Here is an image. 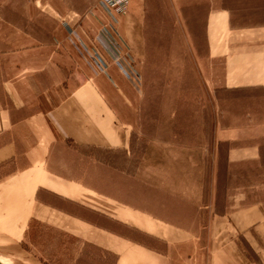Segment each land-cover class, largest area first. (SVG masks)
<instances>
[{"label": "rangeland", "instance_id": "obj_1", "mask_svg": "<svg viewBox=\"0 0 264 264\" xmlns=\"http://www.w3.org/2000/svg\"><path fill=\"white\" fill-rule=\"evenodd\" d=\"M132 2L114 26L100 0H0V113L8 99L3 61L36 50L95 74L117 67L133 97L124 113L135 122L122 147L55 141L51 167L60 178L49 182L77 194L28 195L21 240L7 241L0 228V258L12 264H222L212 261L213 252L227 253L221 249L234 237L242 256L264 264L261 246L251 247L236 228L220 226L216 234L209 228L244 199L264 200L258 192L264 144L262 163L239 157L244 145L264 143V91L223 86L222 58L208 49L207 0ZM225 132L232 140H222ZM4 134L9 138L0 131V141ZM14 166L0 164V176ZM248 187L256 195L243 190ZM263 230L253 228V237L262 241Z\"/></svg>", "mask_w": 264, "mask_h": 264}, {"label": "crops", "instance_id": "obj_2", "mask_svg": "<svg viewBox=\"0 0 264 264\" xmlns=\"http://www.w3.org/2000/svg\"><path fill=\"white\" fill-rule=\"evenodd\" d=\"M207 1L210 4L206 15L208 49L212 56L222 58L223 86L263 92L264 0ZM129 6L132 10V0ZM120 18L125 20L123 16ZM22 53H19L20 59L3 61L6 72L3 92L5 98L8 94V99L4 100L0 113V131L9 133V138L4 134L5 138L0 141V164L10 160L15 164L0 176V228L5 229V233L1 232L4 239L9 238L13 243L21 240L30 217L24 213L28 195L46 191L64 196L77 194L68 188L56 189L49 182L60 178L55 167H51L55 141L69 139L78 146L104 149L122 147L135 123L124 113V108L132 106L133 97L127 93V80L117 67L95 74L73 67V63L59 55L41 58L35 50L25 52L22 58ZM222 140H232V136L225 132ZM263 144L260 141L244 145L239 157L258 158L262 163ZM236 153V150L230 151L231 161L238 158L233 157ZM259 186V197H264V186L261 183ZM248 188L243 190L256 195ZM243 195L248 197L247 193ZM242 205L215 217L209 228L215 234L220 226L236 228L237 234H245L251 247L261 246L264 260V239L258 241L252 231L264 229V200L245 204L244 199ZM240 246L233 237L221 249V253L225 249L227 253L219 255L217 244L212 261L253 264L242 256Z\"/></svg>", "mask_w": 264, "mask_h": 264}, {"label": "built area", "instance_id": "obj_3", "mask_svg": "<svg viewBox=\"0 0 264 264\" xmlns=\"http://www.w3.org/2000/svg\"><path fill=\"white\" fill-rule=\"evenodd\" d=\"M103 9L111 19V25L114 26L120 20V17L128 11L130 0H100ZM106 32V31H105Z\"/></svg>", "mask_w": 264, "mask_h": 264}, {"label": "bare ground", "instance_id": "obj_4", "mask_svg": "<svg viewBox=\"0 0 264 264\" xmlns=\"http://www.w3.org/2000/svg\"><path fill=\"white\" fill-rule=\"evenodd\" d=\"M0 264H12V263L0 258Z\"/></svg>", "mask_w": 264, "mask_h": 264}]
</instances>
